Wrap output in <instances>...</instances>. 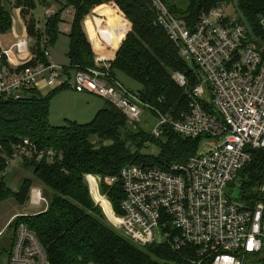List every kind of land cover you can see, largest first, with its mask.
<instances>
[{
  "label": "trees",
  "instance_id": "1",
  "mask_svg": "<svg viewBox=\"0 0 264 264\" xmlns=\"http://www.w3.org/2000/svg\"><path fill=\"white\" fill-rule=\"evenodd\" d=\"M162 1L190 29L203 15L233 5L264 45L260 25L264 0H186V7L173 0ZM54 5L56 12L42 26L36 10ZM9 6L19 11L31 41V59L19 71L46 62L45 50L51 51L63 35L61 26L66 23L63 16L67 11H72L73 17L66 34L69 65L64 72L71 76L93 68L96 53L91 42L97 45L96 28L86 17L97 12L109 19L105 26L96 20L99 31L106 39L111 34L113 51L119 48L117 52L106 48L100 51L107 57L115 56L110 68L113 78L118 81L117 74L121 73L137 83L141 99L164 116L178 120L189 113L192 92L201 83L200 70L194 61V68L184 61L166 31L157 25L156 13L147 0H0V36L13 28ZM2 63L9 67L6 58ZM177 73L185 76L186 86L176 83L173 77ZM66 88L69 86L58 85L47 96L31 89L19 100L0 98V204L13 201L20 207L28 205L35 187L42 189L48 202L46 210L20 215L10 222L8 235L4 239V233L0 236V257H7L8 264L23 224L44 247L48 264H187L168 246L140 247L115 229L108 218L113 219V211L123 214L122 182L112 186L102 182L100 194L96 180L89 178L88 185L86 176L103 180L118 177L130 165L167 170L199 153L203 139L183 137L169 126L160 137H154L142 124L130 125L123 112L109 102L90 123L67 122L63 127H54L49 120L51 103ZM201 104L216 114L209 100L205 98ZM25 139L40 150L57 152L62 160L49 164L46 160L23 158L21 165L32 177H23L18 190L13 191L6 173ZM151 147L158 149L156 155L147 153ZM262 158L264 153L256 152L255 163L248 167L251 173L260 167Z\"/></svg>",
  "mask_w": 264,
  "mask_h": 264
},
{
  "label": "built area",
  "instance_id": "2",
  "mask_svg": "<svg viewBox=\"0 0 264 264\" xmlns=\"http://www.w3.org/2000/svg\"><path fill=\"white\" fill-rule=\"evenodd\" d=\"M147 2L156 13L157 25L182 57L192 58L202 77L192 92L189 113L180 119L164 116L144 102L140 93L113 78L114 58L100 52L102 48L113 51L111 34L106 39L96 23L100 19L105 26L109 19L97 12L86 17L96 28L97 45L89 39L96 53L93 68L68 76L47 49L46 62L19 71L22 65L10 64L12 52L27 55L31 48L30 39H22L8 51L0 49V98L19 100L42 83L50 89L65 84L79 94L111 103L134 126L142 124L144 113L150 111L156 120L154 137L169 126L183 137L202 138L206 152L200 151L184 164L167 170L130 165L118 177L103 180L87 175L86 181L89 185V178L95 179L99 193L102 182L108 186L122 182L123 214L113 211V219L107 218L137 246H168L187 264H264V158L255 173L248 170L256 161V152L264 153V45L249 25L232 23L223 8L203 15L190 29L162 0ZM53 14L46 10L45 16ZM260 25L264 31V18ZM173 78L180 87L186 86L184 75L177 73ZM206 95L216 114L203 108ZM23 158L49 164L62 160L57 152L40 150L28 139L18 146L12 161ZM241 178L245 185L237 186ZM45 203L42 191L33 188L29 204L43 207ZM8 264H48L44 247L23 224Z\"/></svg>",
  "mask_w": 264,
  "mask_h": 264
},
{
  "label": "rangeland",
  "instance_id": "3",
  "mask_svg": "<svg viewBox=\"0 0 264 264\" xmlns=\"http://www.w3.org/2000/svg\"><path fill=\"white\" fill-rule=\"evenodd\" d=\"M173 1L176 4H180L182 7H186L187 5L186 0H173ZM55 7L56 6L54 5L51 8H47L46 10L55 13L57 10ZM8 8L11 10V15L13 19V28L6 35L0 36V49L2 51H8L19 40L28 38L25 24L22 20V17L19 14V11L15 10L14 8L11 9L10 6ZM46 10H43L41 7H38V9L36 10V19L40 21L42 26L46 21V16H45ZM223 10L225 11L226 16H228L231 19L232 23L234 22L237 23L241 21L245 23L246 26L248 25L244 17L241 14H239V12L236 11V8H234L233 5H230L229 7L225 6ZM72 14H73L72 11L65 12L63 18L65 19L66 23H63L61 26L63 35H61L55 47L51 49V54L54 59V62L57 65H60L64 68L68 67L69 65V60L67 58V53L69 50V39L66 34H68L71 30V23L73 17ZM183 58L184 61L187 62L189 67L194 68V63L192 58L190 57H183ZM11 59L13 61V63H10L11 66L16 67V66H21L27 61H29L31 59V56L30 54L19 55L15 50L11 54ZM0 73H1V66H0ZM117 79L127 89H130L135 92L141 89L137 83H135L134 81H132L131 79H129L128 77L124 76L121 73L117 74ZM63 80L66 81V79ZM39 90L43 96H47L51 92V89L48 88L45 83H42L40 85ZM210 99H211L210 96L207 95L206 100L210 101ZM105 103L106 101L99 97L87 93L79 94L69 87L58 93L52 100L49 120L54 127H63L66 125L67 122L87 124L93 121L98 111L104 108ZM155 124H156L155 118L151 115L150 111H146L143 115V121H142L143 128L149 132H152ZM146 151L151 155H156L158 153V149L154 147H151L149 150ZM201 152L202 153L206 152V148L202 147ZM21 161L22 159H16L10 162L9 169L6 173L7 176L9 175L7 183L13 191L18 190V185L23 177L26 178L32 177L31 172H27L23 168V166L21 165ZM251 166L252 164L249 165V167ZM236 185L244 186L245 183L243 178L238 179L236 181ZM35 188H38L39 190L42 191V189L39 187H35ZM230 188L231 186L226 188V193L230 192ZM43 198H45L44 195ZM47 205H48L47 200L46 203L43 205V207L31 206L29 203L28 205L20 207L16 205L13 201H8L6 203L0 204V232L5 229L3 231L4 237L2 239H4L8 235V231L5 228V225L9 219L10 221H12L14 218L20 215L27 216V214L40 213L41 211L46 210ZM6 262H7V257L4 256L0 257V264H6Z\"/></svg>",
  "mask_w": 264,
  "mask_h": 264
},
{
  "label": "crops",
  "instance_id": "4",
  "mask_svg": "<svg viewBox=\"0 0 264 264\" xmlns=\"http://www.w3.org/2000/svg\"><path fill=\"white\" fill-rule=\"evenodd\" d=\"M117 52V51H116ZM113 58H115V56L113 57ZM54 60V59H53ZM25 64V63H24ZM1 66V65H0ZM60 66V65H59ZM18 215V214H17ZM10 219L8 220V222L6 223V225H5V228L7 229V227H8V225L10 224ZM5 230V229H4ZM3 230V231H4ZM3 231H1L0 233H2Z\"/></svg>",
  "mask_w": 264,
  "mask_h": 264
},
{
  "label": "water",
  "instance_id": "5",
  "mask_svg": "<svg viewBox=\"0 0 264 264\" xmlns=\"http://www.w3.org/2000/svg\"><path fill=\"white\" fill-rule=\"evenodd\" d=\"M91 193V192H90Z\"/></svg>",
  "mask_w": 264,
  "mask_h": 264
}]
</instances>
